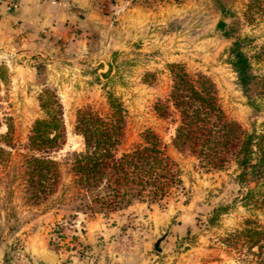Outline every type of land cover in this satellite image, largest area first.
<instances>
[{
	"label": "rangeland",
	"instance_id": "1",
	"mask_svg": "<svg viewBox=\"0 0 264 264\" xmlns=\"http://www.w3.org/2000/svg\"><path fill=\"white\" fill-rule=\"evenodd\" d=\"M246 4L114 0L111 25L103 34H73L68 42L51 43L40 52L0 50V67L5 69L4 79L0 77V148L10 152L7 164L0 165V264H41L31 254L38 250L54 253L61 264L75 258L98 264L96 251L82 241L94 221L112 229L110 240L98 247L109 243L114 258L143 254L154 256V264H254L223 243L226 234L246 220L264 228V212L238 202L236 167L205 172L193 157L177 153L171 146L177 117L161 118L155 109L171 89L169 66L178 64L188 74H202L213 82L228 119L247 132L264 128V96L255 87L244 90L227 61L229 48L241 40L253 73L264 75V62L253 57L264 44V20L247 21ZM46 90L61 105L65 143L53 154L60 169L56 193L32 205L24 199L22 163L28 153L22 146L33 123L45 118L39 98ZM108 94L119 98L125 110L118 153L140 144L143 132L151 130L180 170L183 189L151 206L134 203L108 216L78 214L71 220L70 159L72 152L83 149L74 131L76 113L91 107L105 115ZM5 135L7 140L2 139ZM220 208L226 209L216 217Z\"/></svg>",
	"mask_w": 264,
	"mask_h": 264
},
{
	"label": "trees",
	"instance_id": "2",
	"mask_svg": "<svg viewBox=\"0 0 264 264\" xmlns=\"http://www.w3.org/2000/svg\"><path fill=\"white\" fill-rule=\"evenodd\" d=\"M245 8L247 21L264 20V0H247ZM253 57L258 63L264 62V44ZM227 61L244 90L255 87L257 94L264 96V75L253 73L241 40L231 45ZM169 69L170 92L155 109L161 118L177 117L172 148L180 155L193 157L205 172H219L234 165L238 202L246 209L264 212V128L247 132L228 119L215 85L206 76L188 74L178 64ZM3 73L5 69L0 67L2 79ZM39 101L45 118L33 123L22 146L28 153L22 163L24 199L32 205L56 193L60 169L53 154L65 143L58 98L46 90ZM107 104L108 112L103 116L91 107L76 113L74 131L82 138L83 149L72 152L70 159L74 193L67 217L71 220L78 214L108 216L134 203L151 206L183 189L180 170L151 130L143 132L140 144L118 153L124 139L125 110L112 94H108ZM2 139L7 140V135ZM9 156L10 152L0 148V165H6ZM225 209L216 210L215 216ZM223 243L244 259L264 264V228L258 222L246 220L242 227L227 233Z\"/></svg>",
	"mask_w": 264,
	"mask_h": 264
},
{
	"label": "crops",
	"instance_id": "3",
	"mask_svg": "<svg viewBox=\"0 0 264 264\" xmlns=\"http://www.w3.org/2000/svg\"><path fill=\"white\" fill-rule=\"evenodd\" d=\"M10 1L0 0V50L22 54L24 51L40 52L51 43L68 42L73 34L85 37L109 31L114 0H18L17 8L6 10ZM87 229L82 241L96 251L98 264H154V256L143 254L114 258L109 243L103 249L98 247L110 238L112 229L100 221H94ZM31 254L38 257L41 264H61L60 258L50 251L38 250ZM68 264L88 263L75 258Z\"/></svg>",
	"mask_w": 264,
	"mask_h": 264
},
{
	"label": "built area",
	"instance_id": "4",
	"mask_svg": "<svg viewBox=\"0 0 264 264\" xmlns=\"http://www.w3.org/2000/svg\"><path fill=\"white\" fill-rule=\"evenodd\" d=\"M19 1L18 0H12L10 2L7 3V10H11L14 9L18 6Z\"/></svg>",
	"mask_w": 264,
	"mask_h": 264
},
{
	"label": "water",
	"instance_id": "5",
	"mask_svg": "<svg viewBox=\"0 0 264 264\" xmlns=\"http://www.w3.org/2000/svg\"><path fill=\"white\" fill-rule=\"evenodd\" d=\"M155 249H156V251H159V250H160V248H159V242H157V243L155 244Z\"/></svg>",
	"mask_w": 264,
	"mask_h": 264
}]
</instances>
